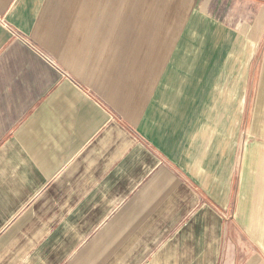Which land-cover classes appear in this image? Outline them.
<instances>
[{
  "label": "crops",
  "instance_id": "crops-1",
  "mask_svg": "<svg viewBox=\"0 0 264 264\" xmlns=\"http://www.w3.org/2000/svg\"><path fill=\"white\" fill-rule=\"evenodd\" d=\"M263 48L264 0H0V264H264Z\"/></svg>",
  "mask_w": 264,
  "mask_h": 264
},
{
  "label": "rangeland",
  "instance_id": "rangeland-1",
  "mask_svg": "<svg viewBox=\"0 0 264 264\" xmlns=\"http://www.w3.org/2000/svg\"><path fill=\"white\" fill-rule=\"evenodd\" d=\"M71 3V2H70ZM38 50H40V49H38ZM41 51V50H40ZM43 51V50H42ZM41 51V52H42ZM263 52H264V48H263V50H262ZM258 57H259V62H260V64H259V71L262 69V64H261V58H262V53H261V51H260V53L258 54ZM56 67L58 68V69H60V72L61 73H63L64 75H66V73L67 74H71L70 73V71H68V69L64 66V65H60L58 62H57V64H56ZM174 67H172V65H168L167 66V69L165 70L166 71V73L167 72H169L171 69H173ZM166 81H164V83H165ZM246 83L247 82H243V84L241 85L240 84V87L238 88V94L237 95H239L240 94V91H242L244 94H245V90H249V92H250V90H251V88H250V85H247L246 86ZM249 84V83H248ZM165 87V86H164ZM245 87H247L246 89H245ZM249 94V96H250V98H247V101H248V104H249V102L251 101V103H252V106H253V115H254V113H255V106L257 105L258 107H259V109H260V111H259V115H261V114H263L264 113V100H262L261 99V97L259 98V100L257 101V99L255 98V97H253V92H250V93H248ZM253 99V100H252ZM249 107V105L247 106V108ZM249 112V111H248ZM246 115L248 116V113H245V117H244V120H246V121H248L249 119H247L246 118Z\"/></svg>",
  "mask_w": 264,
  "mask_h": 264
}]
</instances>
